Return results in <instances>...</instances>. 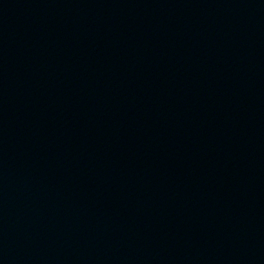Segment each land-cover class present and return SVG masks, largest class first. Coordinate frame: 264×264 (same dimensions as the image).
Wrapping results in <instances>:
<instances>
[{"label": "water", "instance_id": "1", "mask_svg": "<svg viewBox=\"0 0 264 264\" xmlns=\"http://www.w3.org/2000/svg\"><path fill=\"white\" fill-rule=\"evenodd\" d=\"M150 0H0V264H156Z\"/></svg>", "mask_w": 264, "mask_h": 264}]
</instances>
